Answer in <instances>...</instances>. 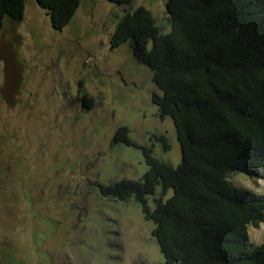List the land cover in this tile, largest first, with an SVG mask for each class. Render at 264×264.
I'll return each mask as SVG.
<instances>
[{"label":"rangeland","instance_id":"rangeland-1","mask_svg":"<svg viewBox=\"0 0 264 264\" xmlns=\"http://www.w3.org/2000/svg\"><path fill=\"white\" fill-rule=\"evenodd\" d=\"M167 0L120 7L82 0L71 23L53 29L27 0L25 18L4 21L0 37V264H158L164 262L133 199L104 197L97 184L139 180L142 152L115 143L126 127L138 144L174 166L181 147L170 117L160 118L153 73L129 44L111 49L117 24L139 7L170 31ZM85 94L94 98L85 109ZM164 135L169 151L154 137ZM237 188L264 195V178L236 173ZM264 243V223L250 227Z\"/></svg>","mask_w":264,"mask_h":264},{"label":"trees","instance_id":"trees-1","mask_svg":"<svg viewBox=\"0 0 264 264\" xmlns=\"http://www.w3.org/2000/svg\"><path fill=\"white\" fill-rule=\"evenodd\" d=\"M54 30L67 27L82 0H33ZM131 6L135 0H106ZM27 0H0L4 21L25 18ZM170 31L139 7L117 24L111 49L129 44L153 73L161 119L175 125L182 160L155 156L122 127L114 142L142 152L147 171L139 180L97 184L120 202L133 199L153 222L152 236L164 262L158 264H264V243L251 241L250 227L264 223V195L237 188L236 173L264 178V0H167ZM85 109L95 100L82 98ZM169 151L164 135L154 137ZM140 264H150L141 262Z\"/></svg>","mask_w":264,"mask_h":264}]
</instances>
